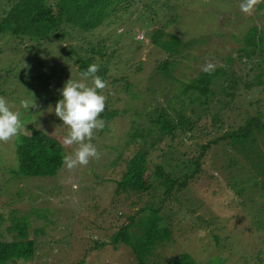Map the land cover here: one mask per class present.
<instances>
[{
    "label": "rangeland",
    "instance_id": "374dc122",
    "mask_svg": "<svg viewBox=\"0 0 264 264\" xmlns=\"http://www.w3.org/2000/svg\"><path fill=\"white\" fill-rule=\"evenodd\" d=\"M231 1L180 0V16L166 31L180 37L189 36L193 40L191 50L177 49L173 55L168 56L173 61L170 68L173 77L188 80L207 62L216 66L223 65L226 53H231L233 57L243 50L242 34L249 24L257 27L258 34H264V3L251 14H245L239 12L243 0H233V3ZM156 24L157 21L153 25L148 24V29ZM129 26L130 30L126 27L127 31L119 38L116 37V40L113 36L121 30L119 24H111L106 29L98 28L94 32V38L103 40L105 54L110 56L111 51L116 50L112 60H109L112 56L108 59L104 56V63L102 60L100 63L112 62L119 68L123 63H130L129 67L125 64L124 76L118 84L123 80L130 82L131 90L139 91L142 99H128L118 84L114 89L109 87L103 90L101 94L111 102L109 106L116 109V113L112 120L105 123L102 130L94 132L91 142L101 153L100 159H91L88 165L77 166L72 170L62 162L54 175L45 177L10 178L7 170L14 166L13 145L28 147L27 126H33L60 142L63 157L74 153L78 145L67 146L63 143L69 128L63 125L53 110L56 102L63 98L61 90L65 83L69 79L80 81L81 77L68 66L58 68L60 62L56 60L53 61L56 67L51 77H46L43 73L39 80L28 81L32 71V68H29L26 72L27 78H23L28 82L24 83L17 67L13 68L12 65L22 63L27 55H24L23 47L28 42L22 40L23 42L17 44L16 38L0 37V96L8 100L13 111L20 113L24 125L18 137L8 143L0 142V213L5 214L7 208L15 207L21 214L33 207L37 208L38 212L44 211L43 215L50 221L44 228V234H39L35 241L31 258L22 260L17 257L8 264H73L77 258L82 257L81 264H132V255L124 245L109 243V235L123 220L122 214L125 211L131 214L137 207L150 205L153 200L145 191L115 194L114 183L111 181L119 178L124 168L123 158H128L137 145L136 140L128 136L130 120L134 117L131 111L136 112L143 108V111L150 113L154 107H170L167 111L170 112L172 123L177 124L181 120H178L179 116L174 112L181 109V116L191 119L194 128L202 127L198 133H194L193 141L185 135L177 138L173 135L169 138L172 144L193 145V149L183 147L180 152L177 151L176 144L168 147L166 156L171 154L174 147L176 151L166 160L167 167L164 166L166 171L177 177L183 176L184 172H191L179 166L188 162L189 158L196 157L199 143L221 137L226 131L238 129L245 116L258 115L259 108L262 113L259 114V119L263 122L264 102L259 108L258 105L252 104V96H248L240 85L234 87L239 96L234 92V96L229 98L224 93V81L219 84L218 80L209 85V93L203 103L195 98L194 102L189 101L192 96L187 94L168 102L167 94L171 93L173 86L163 80L157 79L156 82L155 77L148 74L150 67H153V60L164 59L165 52L158 49L148 36L137 31L141 26L135 23ZM231 34L235 35L236 40L230 38ZM199 35H202V40L198 41L199 45H194V38ZM61 44L65 42L57 39L56 43L51 45L50 52L44 54L43 60L46 62L51 53L60 54ZM30 52L34 53L33 50ZM124 58L129 61L123 60ZM236 59L237 57H233L234 68L244 74L245 68ZM138 60L141 61L139 68ZM42 69L47 73V67ZM40 79L41 83H38ZM86 83L91 85L90 80ZM162 86L165 90H162ZM106 92L109 95H106ZM32 94L38 107L26 110L20 102L31 101ZM256 97L264 100V90ZM225 99L229 101L226 104L223 102ZM123 109L125 110L122 112ZM137 122L145 123L146 118L142 116ZM166 138L168 140V136ZM254 138L255 146L264 155V131L256 132ZM160 140L159 147L165 149V136ZM245 146L238 144L236 147ZM152 148L156 153L152 154V158L155 159V155L159 153L158 143H154ZM183 150L185 152H182ZM197 161L198 170L186 180L187 184L171 194L174 196H171L170 203L166 206L172 208L173 213L182 210L183 206L195 210L189 212L188 218L175 217L168 224L173 232L172 241H165L155 249L158 263L163 264L166 258L171 256L184 259L181 264H264V234L260 228H256L254 222L256 218L260 219L264 229V216L261 215L264 213V181L257 182L259 177H255V169L243 163L245 158L242 153L225 138L210 145ZM153 167L134 168L138 180L145 186H150V181L156 173ZM158 187L161 191V186L158 185L157 189ZM17 190L22 193L37 191V196L33 199L25 194L18 196L15 194ZM116 197L121 198H118L120 205L114 200L110 204ZM113 204L116 206H112ZM47 208L48 211L45 210ZM103 208L109 209L108 214ZM42 222V218H31L34 225H42ZM0 236L7 234L2 231ZM95 239L105 244L95 249L92 245V240Z\"/></svg>",
    "mask_w": 264,
    "mask_h": 264
},
{
    "label": "trees",
    "instance_id": "16d2710c",
    "mask_svg": "<svg viewBox=\"0 0 264 264\" xmlns=\"http://www.w3.org/2000/svg\"><path fill=\"white\" fill-rule=\"evenodd\" d=\"M180 3V0H0V37L16 38L17 44L23 42L22 40L28 42L23 47L24 55H27L22 63L12 65L13 68L17 67L18 72L21 74V81L24 83L27 79L23 80V78H27L28 73L26 72L30 70L29 68H32V71L29 73L31 78L28 81L32 79L39 80V76L43 73L44 76L51 77L56 67L53 61L56 60L60 62L58 68L68 66L79 76L90 64L97 63L100 65L97 75L107 81L108 86L104 89L107 90L109 87L114 89L119 80L123 78L124 66L127 63L121 64L120 68L114 66L112 62L100 63L101 60L103 62L105 58L108 59L110 56L112 57L109 60H112L113 53L116 50L111 51L110 56L105 54V44L102 39L94 38V32L98 28L106 29L111 24H119L121 30L115 32L113 36V39L116 40V37L119 38L127 31L126 27L130 30L129 25L135 23V25L142 27L137 31H140L144 36H148L153 44L166 54L164 59L153 60V67H150L148 74L155 77L156 82H158L157 79L163 80L173 86L171 93L167 94L168 102H172L178 96L187 94L192 96L188 99L189 101L194 102L195 98L202 100L203 103L209 93V85L219 80V84L224 81L223 83L226 85L224 93L229 98L234 96L235 85H240L248 96H252V104L258 105V108L260 104L263 105L264 100L256 96L264 90V34H258L257 27L253 24L246 26L242 34L243 50L233 56L237 57L236 60L245 68L244 74L239 73L234 68L231 53H226L224 64L216 66L211 75L203 72L201 68L194 77L188 80L172 76L170 68H172L173 61L168 56L173 55L177 49L191 50L193 40L192 37H180L166 31L167 27L178 20L181 13ZM261 6L262 4H259L255 9ZM137 7L139 10H137ZM239 12L242 13L240 10ZM155 21L158 24L148 29V24L153 25ZM143 35L142 38H144ZM230 38L234 40L236 37L231 34ZM57 39L65 42L59 47L61 53L58 55L51 53L49 59L45 62L43 60L45 58L44 54L50 52L51 45L55 44ZM199 40H202V35L194 38V45ZM186 47L190 48L186 49ZM31 50L34 53H31ZM255 53H257L256 56ZM123 60L129 61L130 57L129 60L126 58ZM140 62L137 61V68H139ZM128 64L129 67L130 63ZM46 67L47 73L42 69ZM38 83H41V79ZM259 85L261 87H258ZM118 87L122 89L128 99H142V96L138 94L139 91L131 90L130 82L123 80L118 84ZM162 88V90H165L163 86ZM106 95H109L108 92H106ZM236 95L239 96L238 93ZM223 102L226 104L229 101L225 99ZM110 104L111 102L107 100L106 109L100 117L105 123L112 120L116 113V109L111 108ZM168 108L161 107L157 109L154 107L150 113L143 111V108L140 111H131L134 117L130 120L128 136L136 140L137 145L128 158H123L124 168L119 178L111 180L114 183L115 194L128 191H145L153 197L150 205L139 206L131 214L125 211L122 214L123 220L109 235L110 244L119 243L129 250L132 255V264H159L155 249L165 241H172L171 235L173 232L168 224L175 217L178 219L183 218V216L188 218L189 212L195 210L183 206L182 210L178 211L180 213L177 212L178 215L173 213L172 208L166 207L170 203L171 196H174L171 194H174V191L188 183L186 180L192 177L193 172L198 170L197 160L204 155L210 145L215 144L219 139H227L236 150L240 151L245 158L243 163H247L250 168L255 169L254 175L259 177L257 182L259 180V183L264 181V155L255 146L254 138L256 132L264 131V119L263 122L259 119V114H262L260 108L258 115H246L243 124L238 129L226 131L221 137H214L208 139L209 141L205 143H199V152L196 157L189 158V164L183 162L179 166L181 169L191 171L190 173L184 172L185 174L183 173L182 177H177L166 171V160L170 159L169 156L176 151V148L180 152L183 147L193 149V145L192 143L190 145L175 143L177 147H174L171 154L166 156L168 147L175 145L172 144L169 138L173 135L176 138L185 135L193 141L194 133H198L202 127L194 128L191 119L181 116V109L174 112L175 115L179 116L178 120L181 121L177 124L172 123L170 112L167 111ZM142 116L146 118V122L138 123L137 120ZM27 128L28 147L18 144L13 145L14 166L9 167L7 170L11 175L10 178L54 175L63 162L60 142L33 126H27ZM163 136H165V149L159 147L160 138ZM154 143H158L159 149L155 159L152 158V154L156 153L153 148L151 149ZM238 144H245L246 146L244 148L236 147ZM136 166L141 169H151L154 166L156 173H154L155 175L150 181L149 187L138 180L134 170ZM251 182L256 184L255 181ZM158 185L161 186V191H159V187L157 189ZM171 190L173 191L170 193ZM15 194L18 196L25 194L33 199L35 195L37 196V191L22 193L21 190H17ZM118 198L120 197L112 199L109 203L112 204L114 200L120 205ZM112 206L116 205L113 204ZM45 210L48 211V208ZM102 210L108 214L107 210L109 209L103 208ZM18 211V208L9 207L5 214L0 213V232L3 231L7 234V236H0V264H8L17 257L22 260L30 259L35 241L39 234L40 236L44 234V228L50 224V221L43 215L44 211L38 212L37 208H28L21 214ZM261 215L264 216V213H261ZM36 217L44 220L42 225L31 223V218ZM254 222L256 228H260L261 233L264 234L262 221L256 218ZM104 244L103 241L92 240L95 249L102 247ZM88 248L90 249V246ZM256 257L258 258L257 254ZM82 259L83 257L77 258L73 264H81ZM182 261L185 260L170 256L166 258L163 264H181Z\"/></svg>",
    "mask_w": 264,
    "mask_h": 264
},
{
    "label": "clouds",
    "instance_id": "9594fccd",
    "mask_svg": "<svg viewBox=\"0 0 264 264\" xmlns=\"http://www.w3.org/2000/svg\"><path fill=\"white\" fill-rule=\"evenodd\" d=\"M264 3V0H243L240 10L245 14H251L257 5ZM216 65L207 62L202 71L211 75ZM100 65L90 64L85 71L80 73L81 80L69 79L61 90L62 99L56 102L55 115L69 128L63 143L67 146L78 145L74 153L63 157V164L72 170L77 166H86L91 159H100L101 153L91 142L94 132L105 127V121L101 114L106 109L107 97L103 94L107 88V81L97 73ZM91 80V85L86 81ZM21 106L29 110L36 108L33 94L32 100H21ZM24 127L20 119V113L12 110V105L4 96H0V142L8 143L18 137L20 130Z\"/></svg>",
    "mask_w": 264,
    "mask_h": 264
}]
</instances>
